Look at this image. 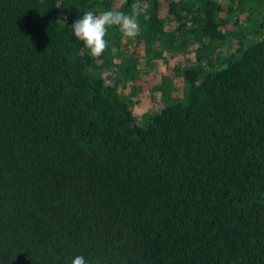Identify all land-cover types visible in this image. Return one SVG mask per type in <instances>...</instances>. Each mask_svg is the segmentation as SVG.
Listing matches in <instances>:
<instances>
[{
    "label": "trees",
    "instance_id": "1",
    "mask_svg": "<svg viewBox=\"0 0 264 264\" xmlns=\"http://www.w3.org/2000/svg\"><path fill=\"white\" fill-rule=\"evenodd\" d=\"M0 264H264V0H0Z\"/></svg>",
    "mask_w": 264,
    "mask_h": 264
},
{
    "label": "rangeland",
    "instance_id": "2",
    "mask_svg": "<svg viewBox=\"0 0 264 264\" xmlns=\"http://www.w3.org/2000/svg\"><path fill=\"white\" fill-rule=\"evenodd\" d=\"M124 45H127L129 48L133 47V39L131 35H125L122 39ZM234 42H230L225 45V52L229 54L234 51ZM229 50V51H228ZM192 52V51H191ZM190 51L179 50V51H171L166 54L164 60H156L154 61L149 69L144 72L145 80L149 83L150 89L143 94H140L138 98H134L131 101V105L134 108V113L139 124H144L146 121V115L153 112L156 107L163 101V90H162V82L165 77L169 74L168 70L177 66H186L191 65L194 61L193 54ZM118 62V59H116ZM107 80L109 82L112 81L111 73L104 72ZM174 85H175V81ZM153 83V84H152ZM129 87H121L123 91L129 93Z\"/></svg>",
    "mask_w": 264,
    "mask_h": 264
}]
</instances>
